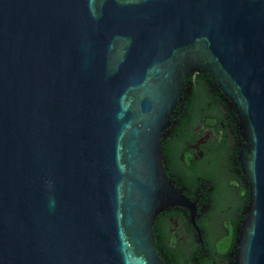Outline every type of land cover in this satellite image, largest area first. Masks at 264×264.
Returning a JSON list of instances; mask_svg holds the SVG:
<instances>
[{
	"label": "water",
	"instance_id": "water-1",
	"mask_svg": "<svg viewBox=\"0 0 264 264\" xmlns=\"http://www.w3.org/2000/svg\"><path fill=\"white\" fill-rule=\"evenodd\" d=\"M193 73L245 141L234 264H264V0H0V264H162L155 217L195 214L161 147Z\"/></svg>",
	"mask_w": 264,
	"mask_h": 264
},
{
	"label": "flooded vegetation",
	"instance_id": "flooded-vegetation-1",
	"mask_svg": "<svg viewBox=\"0 0 264 264\" xmlns=\"http://www.w3.org/2000/svg\"><path fill=\"white\" fill-rule=\"evenodd\" d=\"M166 176L193 205L170 207L152 233L162 264H234L235 238L247 217L248 180L240 158L245 141L239 117L208 74L185 80L161 138ZM247 156V155H246ZM228 240L220 249L218 242Z\"/></svg>",
	"mask_w": 264,
	"mask_h": 264
},
{
	"label": "rangeland",
	"instance_id": "rangeland-1",
	"mask_svg": "<svg viewBox=\"0 0 264 264\" xmlns=\"http://www.w3.org/2000/svg\"><path fill=\"white\" fill-rule=\"evenodd\" d=\"M227 244H228V240L224 238V239L219 240L218 247L223 250L227 247Z\"/></svg>",
	"mask_w": 264,
	"mask_h": 264
}]
</instances>
